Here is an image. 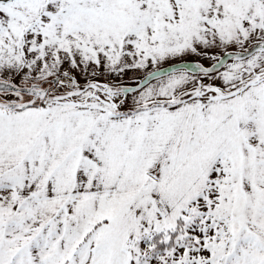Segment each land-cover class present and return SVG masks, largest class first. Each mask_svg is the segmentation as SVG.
Listing matches in <instances>:
<instances>
[{"label":"snow or ice","instance_id":"obj_1","mask_svg":"<svg viewBox=\"0 0 264 264\" xmlns=\"http://www.w3.org/2000/svg\"><path fill=\"white\" fill-rule=\"evenodd\" d=\"M0 264H264V0H0Z\"/></svg>","mask_w":264,"mask_h":264}]
</instances>
